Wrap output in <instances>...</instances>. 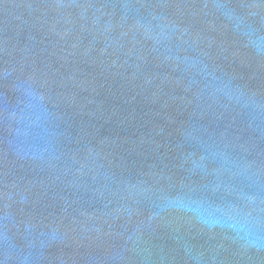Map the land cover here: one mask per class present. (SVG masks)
Masks as SVG:
<instances>
[{
	"label": "water",
	"instance_id": "water-1",
	"mask_svg": "<svg viewBox=\"0 0 264 264\" xmlns=\"http://www.w3.org/2000/svg\"><path fill=\"white\" fill-rule=\"evenodd\" d=\"M0 264H264V0H0Z\"/></svg>",
	"mask_w": 264,
	"mask_h": 264
}]
</instances>
